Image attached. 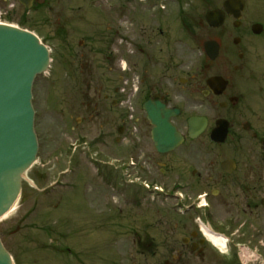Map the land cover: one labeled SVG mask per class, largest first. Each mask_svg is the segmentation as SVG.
<instances>
[{
	"label": "flooded vegetation",
	"instance_id": "flooded-vegetation-1",
	"mask_svg": "<svg viewBox=\"0 0 264 264\" xmlns=\"http://www.w3.org/2000/svg\"><path fill=\"white\" fill-rule=\"evenodd\" d=\"M190 1L93 0L86 24L55 23L54 98L36 102L39 153L23 200L54 202L57 224L84 211L102 238L147 248V238L166 237V264H255V254L264 260V5L243 0L239 17L214 29L204 16L225 0ZM59 3L32 0V9ZM146 108L169 110L177 148L157 150ZM202 109L214 111L208 126L227 121L225 142L190 136ZM197 218L229 239L225 250Z\"/></svg>",
	"mask_w": 264,
	"mask_h": 264
},
{
	"label": "rangeland",
	"instance_id": "rangeland-1",
	"mask_svg": "<svg viewBox=\"0 0 264 264\" xmlns=\"http://www.w3.org/2000/svg\"><path fill=\"white\" fill-rule=\"evenodd\" d=\"M57 1L61 3L56 4L53 9L25 11L19 3L14 10L9 9L8 5L16 3V0H0V11L3 13L0 21L6 22L5 18L10 13L15 21L12 24L20 26L19 20L24 17L27 22L26 28L33 30L51 48H54L55 23L71 21L86 24L87 10L93 0ZM191 1L195 3V0ZM191 1L190 5H197V3L192 4ZM260 1L264 5V0ZM198 16H202L200 10ZM207 36L208 33L205 34V37ZM52 71L50 75L46 74L37 79L34 91L35 102L44 104L48 98L50 102L53 101ZM262 85L263 81L260 78L255 87L259 89ZM200 112H204L208 118H212L214 114L210 109H202ZM209 127H213V122ZM206 141L208 142L207 139ZM205 148L214 149V145L210 147L207 143ZM33 190L29 184L23 183L24 197H28ZM53 203L45 208L42 205L25 204L22 200L11 214L0 222V235L16 264H165L168 259L166 247L169 239L166 237L158 236L154 240L147 238L150 244H153L147 248L140 247L134 238L128 236L102 238L87 229L84 211L71 220L65 217L64 221L57 224L61 216ZM253 223V229L256 230L258 225L256 222ZM260 228L264 230V222ZM142 240L145 239L141 238ZM253 262L264 264V260H256L255 257Z\"/></svg>",
	"mask_w": 264,
	"mask_h": 264
},
{
	"label": "water",
	"instance_id": "water-1",
	"mask_svg": "<svg viewBox=\"0 0 264 264\" xmlns=\"http://www.w3.org/2000/svg\"><path fill=\"white\" fill-rule=\"evenodd\" d=\"M237 0H228L225 9L230 13ZM29 8L30 0H19ZM238 3L241 1L238 0ZM225 18L223 11L206 15L207 22L217 28ZM210 43L207 44L209 46ZM50 64L49 50L40 39L22 28L0 24V220L14 207L22 190L26 172L36 160L38 139L35 132V110L32 88L36 77L47 71ZM168 119V110H164ZM152 111L149 118L157 125L155 133L168 134V139L156 138L160 151L174 148L180 139L175 128L165 120L159 122ZM205 118H192L190 132L195 136L205 129ZM226 126H217L211 133L214 141L222 142ZM0 264H14L11 254L4 247L0 236Z\"/></svg>",
	"mask_w": 264,
	"mask_h": 264
},
{
	"label": "bare ground",
	"instance_id": "bare-ground-1",
	"mask_svg": "<svg viewBox=\"0 0 264 264\" xmlns=\"http://www.w3.org/2000/svg\"><path fill=\"white\" fill-rule=\"evenodd\" d=\"M211 239L216 244H219L221 246L224 245V240L222 238H219V237H216V236H212Z\"/></svg>",
	"mask_w": 264,
	"mask_h": 264
},
{
	"label": "trees",
	"instance_id": "trees-1",
	"mask_svg": "<svg viewBox=\"0 0 264 264\" xmlns=\"http://www.w3.org/2000/svg\"><path fill=\"white\" fill-rule=\"evenodd\" d=\"M8 20L12 21L13 19L8 17ZM19 23L22 25V26H25L27 24V22L25 21L24 17H22L20 20H19Z\"/></svg>",
	"mask_w": 264,
	"mask_h": 264
}]
</instances>
